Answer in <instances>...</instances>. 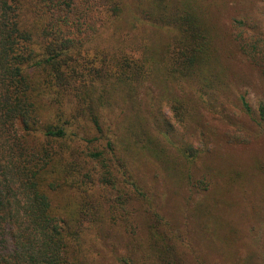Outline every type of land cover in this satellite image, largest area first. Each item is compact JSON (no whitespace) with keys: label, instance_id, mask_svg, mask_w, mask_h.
Wrapping results in <instances>:
<instances>
[{"label":"trees","instance_id":"obj_1","mask_svg":"<svg viewBox=\"0 0 264 264\" xmlns=\"http://www.w3.org/2000/svg\"><path fill=\"white\" fill-rule=\"evenodd\" d=\"M195 2L0 0V264H87L90 241L124 221L144 238L129 253L106 248L120 264H183L181 229L135 160L161 168L170 155L190 167L207 146L193 139L198 110L225 85ZM242 41L264 75L260 37ZM148 83L158 89L143 103ZM257 117L264 124V101Z\"/></svg>","mask_w":264,"mask_h":264},{"label":"rangeland","instance_id":"obj_2","mask_svg":"<svg viewBox=\"0 0 264 264\" xmlns=\"http://www.w3.org/2000/svg\"><path fill=\"white\" fill-rule=\"evenodd\" d=\"M195 3L216 36L225 85L210 107L198 110L199 128L195 124L193 139L197 146H207L191 168L170 155L161 168L153 161L142 163L140 157L135 166L154 203L181 229L183 264H264V124L257 120L259 103L264 101V75L242 49V37H260L258 57L264 65V0ZM135 35L140 44L148 41L145 34ZM148 89L158 87L148 83L138 89L143 103ZM243 97L253 115L245 112ZM107 195L113 201L118 192L109 190ZM131 203L127 208L136 209L138 201ZM137 215L129 214L128 223L138 232L143 222ZM126 223L108 227L100 242L90 241L87 264H120L106 248L126 253L138 241L143 243L140 233L123 230Z\"/></svg>","mask_w":264,"mask_h":264}]
</instances>
